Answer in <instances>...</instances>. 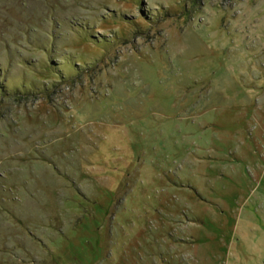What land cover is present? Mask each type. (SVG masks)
I'll return each mask as SVG.
<instances>
[{"label":"rangeland","instance_id":"374dc122","mask_svg":"<svg viewBox=\"0 0 264 264\" xmlns=\"http://www.w3.org/2000/svg\"><path fill=\"white\" fill-rule=\"evenodd\" d=\"M0 264H264V0H0Z\"/></svg>","mask_w":264,"mask_h":264}]
</instances>
